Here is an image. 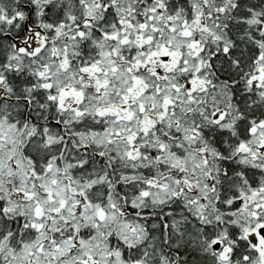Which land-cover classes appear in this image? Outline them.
<instances>
[{
  "label": "snow or ice",
  "instance_id": "obj_1",
  "mask_svg": "<svg viewBox=\"0 0 264 264\" xmlns=\"http://www.w3.org/2000/svg\"><path fill=\"white\" fill-rule=\"evenodd\" d=\"M0 264H264V0H0Z\"/></svg>",
  "mask_w": 264,
  "mask_h": 264
}]
</instances>
